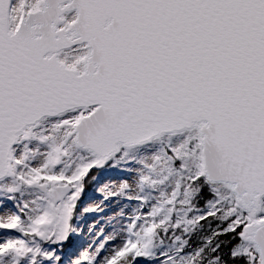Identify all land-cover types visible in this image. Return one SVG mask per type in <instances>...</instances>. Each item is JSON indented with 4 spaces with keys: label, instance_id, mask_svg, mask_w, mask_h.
Returning <instances> with one entry per match:
<instances>
[{
    "label": "snow or ice",
    "instance_id": "obj_1",
    "mask_svg": "<svg viewBox=\"0 0 264 264\" xmlns=\"http://www.w3.org/2000/svg\"><path fill=\"white\" fill-rule=\"evenodd\" d=\"M0 264H264V0H0Z\"/></svg>",
    "mask_w": 264,
    "mask_h": 264
}]
</instances>
